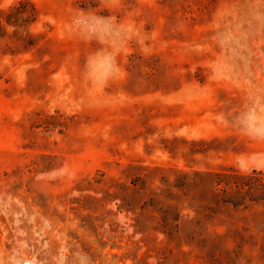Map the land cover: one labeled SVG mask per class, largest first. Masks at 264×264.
<instances>
[{
	"label": "rangeland",
	"instance_id": "obj_1",
	"mask_svg": "<svg viewBox=\"0 0 264 264\" xmlns=\"http://www.w3.org/2000/svg\"><path fill=\"white\" fill-rule=\"evenodd\" d=\"M19 1L0 0V264H264V0ZM229 170L247 208L171 186Z\"/></svg>",
	"mask_w": 264,
	"mask_h": 264
},
{
	"label": "trees",
	"instance_id": "obj_2",
	"mask_svg": "<svg viewBox=\"0 0 264 264\" xmlns=\"http://www.w3.org/2000/svg\"><path fill=\"white\" fill-rule=\"evenodd\" d=\"M27 3L28 2L26 0L19 1L18 6L11 8V11L12 9L14 11H19L18 9L22 8L23 5ZM17 14H19V12ZM181 175V177H177L175 180H173V184L171 186L176 190H180L182 192L186 191L187 194L184 195L189 197L191 201L200 200V197L197 195V193H194L196 182L194 179H198L199 181L206 182V184L208 183L211 187V195L208 198L209 202L212 201V203H215V201L218 199V193L222 191V193L226 194L223 199L219 198L223 204H228L235 209L241 207L247 208L248 206L246 201H243L236 195L232 196L230 195V192H228V189L229 191L230 189H232L234 191L233 194H235L237 191L238 193H244L243 186H245L246 184L239 183V180H247L248 177L246 176H238L234 173V171L231 170L223 173L193 171L191 173L185 172ZM249 190L251 189L249 188ZM166 192L168 193L164 197L167 200V203L165 204L164 208L161 207L159 209H156L160 225H162V227H165V229L162 230V233L169 237L181 235L182 233H184V228L179 225L180 212L177 211L178 205L174 203L176 202L177 194L172 193L169 190H167ZM150 200L151 202L156 201L153 198H151ZM251 201L253 202V200ZM150 206L152 205L147 204L146 202H142V204L139 205V208L142 211H146ZM153 218L156 219V217L154 216ZM190 222H192V220Z\"/></svg>",
	"mask_w": 264,
	"mask_h": 264
}]
</instances>
